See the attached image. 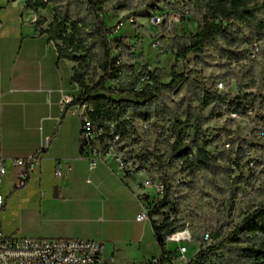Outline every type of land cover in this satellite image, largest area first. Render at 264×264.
Here are the masks:
<instances>
[{"label":"crops","instance_id":"1","mask_svg":"<svg viewBox=\"0 0 264 264\" xmlns=\"http://www.w3.org/2000/svg\"><path fill=\"white\" fill-rule=\"evenodd\" d=\"M53 17L51 5L33 9L26 0H0V125L8 160L0 184L6 195L1 232L98 240L105 246L103 264H154L163 251L152 219H138L134 180L122 177L114 160L92 167L82 154L81 119L62 105L64 94L79 93L73 78L77 63L60 57L56 42L41 32ZM40 149L41 161L27 184L17 187L19 169L12 160ZM61 162L66 164L59 178Z\"/></svg>","mask_w":264,"mask_h":264},{"label":"trees","instance_id":"2","mask_svg":"<svg viewBox=\"0 0 264 264\" xmlns=\"http://www.w3.org/2000/svg\"><path fill=\"white\" fill-rule=\"evenodd\" d=\"M119 0H26V5L33 9H46L53 7L54 17L47 28L41 27L42 33H47L49 39L57 44L59 56L77 63L74 71V81L81 88L80 99H85L94 107L93 118L102 126L116 123V132L122 136L124 153L130 154L133 150L125 151L130 144L127 142L136 132L133 126L135 121L150 122L156 118L162 122L168 132L165 139L173 138L168 150L161 153L157 149L147 148L141 155V160L151 165L166 164L168 162H186L188 167L196 166L198 169L209 170L215 167L218 161L229 163V189L231 204L246 191L250 185V179L244 173L233 176L235 170L230 167L232 155L238 139L232 138L233 148L230 151L211 153L208 142L201 138L205 127L213 118V105L226 108L227 113L232 111L243 112L247 109L249 93H241L235 97L227 94H219L215 89L205 87V84L194 79L191 73H179L176 65L172 70V79L168 83L162 82V70L157 69L151 74L154 85H145L141 91L135 90L134 86L142 71L135 70L133 65H126L125 58L133 61L136 58L132 47L126 37L118 36L116 40L123 46L121 60L112 57L110 36L115 34L116 26H110L105 19L99 16V12L106 14L116 9L135 10L154 0H126L125 6L118 7ZM136 2H138L136 4ZM201 7L204 12L198 31L192 35H184L174 39L176 49V61L186 59L190 54H196V63L205 68L219 67L221 62H240L249 58L244 48L243 35L233 32L230 23L240 20L252 21L257 31L255 36L264 37V19L260 12L264 10V3L260 0H190ZM43 18L39 23L45 22ZM216 49L218 60L210 55L211 48ZM81 53V54H79ZM128 67L125 76L119 82L118 88L107 87V82L117 79V72ZM143 72L147 71L143 67ZM248 71H246L247 73ZM92 77L89 79V74ZM148 73V72H147ZM150 74V73H148ZM232 78L239 82V88L249 89L255 87L256 80L243 84L235 73ZM264 87V83L260 85ZM184 93L179 104L172 105L168 100L170 93ZM121 93L134 96L138 100L128 98L117 99L113 94ZM140 100H144L143 102ZM206 113L208 115L206 116ZM218 115V117H220ZM168 130V131H167ZM189 140V142H186ZM240 140L237 150L238 167L246 166L245 152L251 148L246 141ZM196 153L194 154V150ZM127 160H129L127 158ZM165 182V194L154 206L152 217L165 208H170L174 213L178 212V204L171 197L168 176L162 175ZM264 196L253 204L247 215L237 225L236 229L226 236V223L222 224L211 233L215 243L202 247L187 264H264ZM157 240L163 253H167L165 246L166 236L180 229L183 224L177 217L167 216L162 222L157 223L152 218ZM262 237L260 245L253 244L242 250L244 255L239 254L240 240L252 241ZM201 245L206 241L203 235H197ZM236 243V244H235Z\"/></svg>","mask_w":264,"mask_h":264},{"label":"rangeland","instance_id":"3","mask_svg":"<svg viewBox=\"0 0 264 264\" xmlns=\"http://www.w3.org/2000/svg\"><path fill=\"white\" fill-rule=\"evenodd\" d=\"M260 3H264V0H260ZM203 15L204 12L201 7L190 2V0H154L135 10L116 9L106 15L105 20L108 24L113 23L117 28L119 26V34L126 37L129 44L135 45V60L131 61L126 57L125 63L126 65H133L135 70L138 69V72L142 71L143 73V67H146L147 71L160 69L163 72L162 82L168 83L172 79V70L176 65V70L179 73H191L192 77L203 82L207 89H215L214 86L217 81L221 80L230 85L234 93H245L247 89L244 88L241 91L238 80L232 78V75L236 73L244 85L250 83L254 78L256 80L255 88L264 93V87H260L264 83V37L255 36L257 29L252 21L240 20L225 23V26H230L233 32L243 35L248 59L238 63L224 61L219 64V67L212 68L198 65L194 53L186 59L176 61L172 42L176 37L195 34L202 22ZM260 15L264 19V10L260 12ZM130 17H134L133 23L128 21ZM116 35L118 36L117 33ZM156 39L164 44V53H159L154 48ZM255 41L261 42L262 49L254 58H250L251 43ZM217 54L216 49L211 48L210 55L216 57ZM216 58L218 60V57ZM124 69L128 71V67H124ZM246 71L248 72L246 73ZM91 77L92 74L90 73L89 79ZM106 85L113 88L112 82H107ZM173 94L168 95V100L176 106L179 103L173 102ZM176 95L182 99L184 93ZM113 97L138 100L134 96L121 93H115ZM140 101L143 102L144 100ZM212 107L214 109L213 118L205 127L209 141L208 149L212 154L226 151L219 136L222 131H230L246 142L254 143V139L247 134L249 125L246 120L240 121V123L237 121L234 125H230L226 121V108H221L217 104ZM220 114L221 116L218 117ZM207 115L208 113H206ZM143 123L138 121L135 134L127 142L130 146L125 149V151L133 150L132 156L138 155V159H131L130 154L124 152L122 154L129 159L128 162L133 165L138 174L145 173L153 179L162 181H164L162 175L167 174L171 187V197L178 204V212L174 213L170 208H165L159 214L154 215V219L160 223L167 216L177 217L178 221L183 224L180 229L190 230L193 241L188 245L189 253L187 256L191 260L196 255V245L200 250L202 247L215 243L212 240L210 243L206 241L205 245H201L200 241L197 240V235L205 236L206 233L211 235L213 230L226 223L225 233L228 236L247 215L248 209L264 196V141L257 139L254 144L256 169L249 168L248 159L245 158L246 166L240 171H243L245 177L250 179V185L232 205L228 183V162L218 161L217 165L209 170L198 169L196 166L188 167L186 162L179 161L155 165L144 162L141 160V155L145 153L147 148L157 149L161 153L166 152L173 139H165L168 132L163 134L162 132L166 130V126L163 127V123L157 122L156 118L150 120L151 126L148 128H145ZM237 174H233L232 177ZM262 239V237H258L252 241L240 240L239 244H235L241 247L239 254L244 255L245 250L242 249L253 244L260 245Z\"/></svg>","mask_w":264,"mask_h":264},{"label":"built area","instance_id":"4","mask_svg":"<svg viewBox=\"0 0 264 264\" xmlns=\"http://www.w3.org/2000/svg\"><path fill=\"white\" fill-rule=\"evenodd\" d=\"M106 15L108 14L103 11L99 12V16L103 19H105ZM128 21L133 23L134 17H130ZM118 30L119 26L118 28L116 26L115 34L110 36V42L112 57L121 60L123 46L116 40V37H118L116 35ZM131 47V51L135 53V45H131ZM172 47L173 51L176 52L174 41L172 42ZM154 48L158 50L159 53L165 52L164 44L159 39H156L154 42ZM261 49V42L255 41L251 43L250 58H254L259 54ZM154 72L155 71L150 70L144 71L139 77L138 84L134 86L135 90H143L146 84L154 85V79L151 76ZM125 73L126 69H124V67L117 72L118 77L116 81L112 82L113 88H118L120 86L119 82L123 79ZM214 87L219 94H227L233 97L239 95V93H234L231 86L225 81H217ZM77 90L79 93L76 96L64 94L62 105L77 113L81 119V145L83 156L91 162L92 167L96 165L99 160H114L119 169L118 173L124 178H132L138 189L137 197L141 203V211L138 214V219L141 221L151 220V213L155 204L163 198L165 194V182L160 179H153L148 174H138V172H136L133 165H131L122 154V136L120 133L116 132V123H109L105 127L96 122L93 118L94 107L85 99H80L81 88L79 85ZM246 92L249 93V98L246 102L247 109L243 112L232 111L227 113L226 121L230 125H234L237 121L238 123L243 120L247 121L249 125L247 134L254 139V143L246 142L251 148L246 149L245 158L248 159V167L256 169L257 161L254 144L257 139L264 141V93L257 90L255 87L247 89ZM173 96V102L179 103L181 101L175 92ZM140 122H144L143 125L145 128L151 126L150 122ZM137 123L138 120L133 122V126L136 127ZM219 136L226 151H230L233 148L231 139H238L232 155L230 167L235 170L236 174H240V170L243 167H238L236 157L237 150L240 146L239 139L242 138L237 137L230 131H222ZM201 138L208 141L206 129ZM186 142H189V140H186ZM193 153H196V149ZM43 154V149H40L37 153L26 158L12 160V163L19 169L17 187H23L27 184L32 168L41 161ZM7 162L8 160L3 155L2 150L0 125V184L7 174ZM65 164L66 163L61 162L58 165L56 170L57 177H63V167ZM5 203L6 195L0 189V211L5 206ZM204 239L210 243L212 241L210 233H206ZM192 241L193 237L189 229H178L174 233L167 235L165 239L167 253H163L160 259L154 261V264H187L190 261L187 256L189 253L188 245ZM172 245H176V247L171 248ZM104 249L105 246L102 241L91 239H38L23 238L17 235L6 236L1 232L0 223V264H103Z\"/></svg>","mask_w":264,"mask_h":264},{"label":"water","instance_id":"5","mask_svg":"<svg viewBox=\"0 0 264 264\" xmlns=\"http://www.w3.org/2000/svg\"><path fill=\"white\" fill-rule=\"evenodd\" d=\"M126 4H127L126 0H119V1L116 3V5H117L118 7L125 6Z\"/></svg>","mask_w":264,"mask_h":264}]
</instances>
